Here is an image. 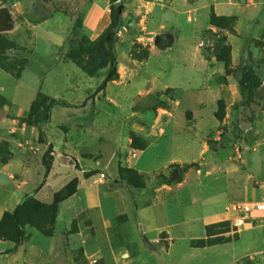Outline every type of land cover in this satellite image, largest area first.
<instances>
[{"label": "crops", "instance_id": "0c3cea01", "mask_svg": "<svg viewBox=\"0 0 264 264\" xmlns=\"http://www.w3.org/2000/svg\"><path fill=\"white\" fill-rule=\"evenodd\" d=\"M118 2V77L98 89L109 66L88 74L68 39L78 20L98 39L112 0H0V35L17 45L7 54L27 59L20 76L0 66V219L77 180L53 234L27 226L13 251L0 238V264H264V210L241 209L264 202V0ZM207 31L226 37L231 69H253L256 101H241ZM40 92L58 103L37 125L27 118Z\"/></svg>", "mask_w": 264, "mask_h": 264}, {"label": "trees", "instance_id": "16d2710c", "mask_svg": "<svg viewBox=\"0 0 264 264\" xmlns=\"http://www.w3.org/2000/svg\"><path fill=\"white\" fill-rule=\"evenodd\" d=\"M123 10L124 5L122 2H118V0H112V20L107 29L100 35L97 40H92L91 38L85 36L79 41L76 47L73 45V43H70L69 51L66 54L69 59L76 62L84 71H86L90 75H96L102 68L109 66V70L104 80L99 85L98 89L105 88L109 80H113L118 77L116 40L118 37L119 29L124 24L122 16ZM217 20L229 19L213 15L212 23L218 25ZM80 25L82 26L81 20ZM97 45L101 46L103 49H107L108 60L106 62H97L98 56L95 57L94 55L96 53ZM15 46L16 45L14 44V41L10 40L6 36L0 35V66L5 70L11 72L12 74L20 76L23 68L27 63V60H23L20 63H16L14 65L8 63V61L12 58L7 54V52ZM229 51L231 53V47H229ZM2 54L4 55V57ZM218 59L225 62L227 72L235 73V75L239 78L242 86L244 84H247L246 87L250 88L248 84H251V86L254 85L251 82L254 79L255 72L250 66L246 65L238 67L236 69H231V56H229V58H226L224 55H218ZM39 97L44 98L46 101H38ZM47 100L49 104L46 106L45 102H47ZM57 103L58 101L56 99L40 92L37 99L31 106L27 121L37 125L49 121L51 109ZM41 107L45 109L46 116L42 119L36 120V113ZM218 116L221 117L222 115H220V113L218 112ZM51 152L52 150L49 149L45 156L47 170L50 169L52 164ZM121 171L123 173L124 169H121ZM126 172H128V174L130 172H133L139 177L138 173H136V171L132 169H127ZM76 187L77 180L74 179L69 184L64 186L61 190L55 193L52 203H43L37 200L34 196H28L12 212H7L0 219V238L9 239L14 243V246L10 249V251L15 250L25 238V224L29 223L42 231L44 234L52 235L54 232V225L59 203L73 194L76 191ZM201 243H203V241H201Z\"/></svg>", "mask_w": 264, "mask_h": 264}, {"label": "rangeland", "instance_id": "374dc122", "mask_svg": "<svg viewBox=\"0 0 264 264\" xmlns=\"http://www.w3.org/2000/svg\"><path fill=\"white\" fill-rule=\"evenodd\" d=\"M217 24L219 26H226V27H232V22L231 20H217ZM120 31V29H119ZM89 37V34L82 28V26L80 25V20H78L75 24V26L73 27L71 33H70V36H69V39H68V44H69V48H70V43H73V45L76 47L79 43V41L83 38V37ZM205 42H204V46L207 50H211V51H214L216 53V55L218 56H222L224 55L226 58H229L230 56V51H229V47H231V45L226 41V37L222 34H218L217 32H213V31H207L205 33ZM97 40V39H96ZM14 44L16 45V43L14 42ZM17 46V45H16ZM16 46L14 48H16ZM69 51V49H68ZM67 51V52H68ZM1 55V54H0ZM3 55V54H2ZM95 57L98 56V60L97 62H106L108 60V56H107V49H103L101 46L97 45V48H96V53L94 54ZM4 57V55H3ZM12 59L8 61L9 64L11 65H14L16 63H20L21 61L23 60H27L25 57H23V54H20L18 56H13L11 57ZM241 66H246L245 64L244 65H241ZM240 66V67H241ZM254 85L251 86V84H248L249 87H246L247 84L243 85L241 84V92H242V95H243V99L241 100L243 103H250L251 101H256L255 100V96H256V89L255 87L256 86H259L261 81L260 79L257 77L256 74H254V79L252 80V82ZM262 96H264V87L262 88V90H260L259 92ZM2 99H3V96L0 95V104L2 103ZM38 101H46L44 98H40L39 97V100ZM49 104L48 100L47 102H45V105L47 106ZM219 113L220 115H222L224 113L223 111V104L221 102L220 104V109H219ZM46 116V111L44 108H40L37 113H36V120L38 119H42ZM35 119V118H34ZM222 144L224 145H228V144H234L233 146H237V148H241V146L239 144L236 143L235 139L231 136V134L229 135H226L223 137V139L221 140ZM236 143V145H235ZM211 144L213 145L214 143L211 142ZM129 176L132 180H136L137 179L139 180V177L133 173V172H130L129 173ZM36 198V197H35ZM37 200H39L40 202H43V203H46L38 198H36ZM56 223V221H55ZM27 226H30V227H34L36 228L35 226L31 225V224H25V230H26V227ZM55 227V225H54ZM39 230V229H38ZM27 231V230H26Z\"/></svg>", "mask_w": 264, "mask_h": 264}, {"label": "built area", "instance_id": "2783aa9c", "mask_svg": "<svg viewBox=\"0 0 264 264\" xmlns=\"http://www.w3.org/2000/svg\"><path fill=\"white\" fill-rule=\"evenodd\" d=\"M119 33V32H118ZM239 150L238 151V154H240V149H237ZM101 177H105V173H101ZM241 209H243L244 212H250L252 211L253 209H257V210H264V202H256L254 204L252 203H247V204H243L241 206ZM234 226L235 228H241L245 225V216H239L238 218H236L234 220Z\"/></svg>", "mask_w": 264, "mask_h": 264}, {"label": "water", "instance_id": "95a60500", "mask_svg": "<svg viewBox=\"0 0 264 264\" xmlns=\"http://www.w3.org/2000/svg\"><path fill=\"white\" fill-rule=\"evenodd\" d=\"M149 101H151L150 99L148 100H145V101H142L140 103H138L136 106H135V109H141V108H144L148 103ZM146 238V236H145Z\"/></svg>", "mask_w": 264, "mask_h": 264}]
</instances>
